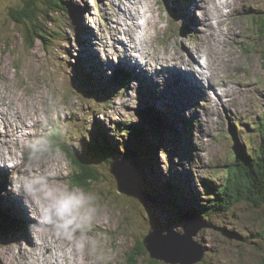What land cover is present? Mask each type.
<instances>
[{"label":"rangeland","instance_id":"374dc122","mask_svg":"<svg viewBox=\"0 0 264 264\" xmlns=\"http://www.w3.org/2000/svg\"><path fill=\"white\" fill-rule=\"evenodd\" d=\"M21 1L0 0V116L7 119L6 113L11 115L9 127L16 123V115L33 112L36 119L47 118L50 124L63 126L65 133L60 136L55 126L42 128L41 121L37 125L28 123L30 126L22 137H14L9 146L0 142V152L9 157L2 167L12 169L9 173L6 169L0 171V208L11 212L4 225L8 231L0 230V264L56 263L55 257L52 261L46 257L38 260L20 248L29 251L31 237L38 238L33 224L24 219L26 216L31 219L32 214L25 212L21 204H15L21 214L12 206L19 196L11 190V178L18 172L13 166L25 160L23 149L29 140L22 138L28 133L30 139L51 133V138L61 141L62 145L49 158L57 172L56 184L73 187L72 178L77 174L65 146L76 153L84 152L99 175V180L88 186L98 196V210L83 242L88 259L85 264L97 257L96 264H128L130 252L136 250L151 228L184 233L190 217L196 223L208 224L195 236L205 250L204 258L195 264H263L264 205L255 207L239 202L209 218L194 214L191 208L197 203L199 207L206 205L213 196L209 188L225 183L226 169L235 150L243 149L251 155L263 141L260 123H264V23L261 24L264 0H234L240 4L224 26H229L233 33L226 46L233 55L237 53V59L233 57L232 66L225 68L224 76L214 86L216 89L210 90V95L198 89L196 96L190 92L191 98L182 93L173 99L166 97L170 108L165 106L163 113L155 106L160 99L155 101L148 92L153 89V95L159 96L165 88L162 82L153 81L147 74L138 75L139 79L133 76L140 70V63L133 62L135 68L131 70L124 65L122 68L116 57H107L114 29L120 23L128 26L127 18L112 9L118 0H63L69 10L51 15L50 22L44 25L49 39L37 38L33 47L25 39L24 26L10 16ZM152 2L159 9L162 30L156 36L153 32L151 43H147L139 29L137 43L143 41L145 50L156 53L165 48L172 51L182 48L181 54L189 50L193 54L205 27L203 10L195 7V21H199L195 24L188 19V9L195 5L193 0ZM111 16L118 17L120 22L113 24ZM209 16V21L216 23L214 16ZM260 17L262 21L255 22ZM121 31L119 34L125 36ZM219 38L224 35L219 34ZM214 46L225 48L221 44ZM120 48L118 44L115 53ZM137 53L139 58L140 51ZM195 57L196 73L203 76L205 59ZM225 81L234 89L229 100L219 90ZM221 96L226 107L215 103ZM132 127L143 131L140 139H130ZM97 144L109 145L114 158L105 159L90 150L87 153L90 146ZM130 149L143 155L129 160L138 164L142 188L155 202L145 205L117 190L111 163L123 160L119 152ZM166 183L182 188L183 193L174 197ZM93 245L95 249L90 255ZM147 259H141L140 264H149ZM157 264L170 263L157 260Z\"/></svg>","mask_w":264,"mask_h":264},{"label":"bare ground","instance_id":"6f19581e","mask_svg":"<svg viewBox=\"0 0 264 264\" xmlns=\"http://www.w3.org/2000/svg\"><path fill=\"white\" fill-rule=\"evenodd\" d=\"M193 1L195 2V5L191 9H188L189 12L188 19L193 21L195 24L196 21L199 22L198 20L195 21V16H194L196 10L195 7H200L201 10H203V16L205 15L203 17L204 19L203 25H205V27L203 32L201 31L202 40L194 48L193 54L191 52L192 50L191 51L189 50L187 52L184 51V53L181 54L179 51L182 48L176 51H172L165 48L163 50L161 49L162 50L161 52L156 53L153 51L145 50V48L143 47L144 43L143 41L140 40V38H139L140 42L137 43V37H139L138 35L139 29H141L144 32V41L147 43H151L150 38L151 37L153 38L154 36L153 32L155 33L156 36V34L162 30L160 26L161 15L157 14V11L159 9H156L153 2L150 3V0H118L117 1L118 3H116L112 8L113 10H118L121 16L123 15L124 17L127 18L126 23L128 24V26L127 28H125L126 26H123L124 24L122 25V23H120L114 29V31L112 32L113 33L112 40H110L109 42L110 50L107 53V57H111V58L116 57V59L119 60L121 67L122 65H124L125 68H130L131 70L135 68L133 62L140 63L139 64L140 70H138V73L134 72L133 76L135 75L138 78V75L142 77V74L143 75L147 74V77L149 76L148 78H151L153 81L162 82L165 88H163L164 92L159 94V96L153 95L154 94L152 91L153 89L148 90L149 94L151 95V97L154 98V100L155 98L160 99V101L155 100L156 101L155 106H157L158 111L159 112L162 111V113L166 109L164 108L165 106L167 108H170L168 107L167 104L170 103V101L169 102L166 101V97L173 99L177 97L179 93H182L189 95V97L191 98L192 96L190 95V92L193 91V95L196 96L200 92L198 89H201L202 92L205 93V95H210V90L216 89V87L214 86H216L217 82H219V80L222 79L221 77L224 76L223 73H225V68L231 65L233 61V57L234 60L237 59L236 58L237 53L233 52L234 53L233 55L231 53V50L226 46L227 39H230L233 36V33L232 31L228 30L229 26L226 27L224 25H226L228 18L230 17L232 12L237 9L240 3L239 2L235 3L234 0H193ZM115 14L116 12L113 11L112 16H114ZM209 15L214 16L216 23H211L209 21V19L211 18ZM112 16L111 18H113V20L111 21L113 22V24L120 22L117 20L118 18L117 16H116L117 18H114ZM109 18H110V14H109ZM140 19H143L144 22L141 23ZM119 26H122V29H120ZM120 30H122L121 33L123 32L125 36L119 34ZM219 34H223L224 38L220 39ZM118 44H121V48L120 51L115 53ZM215 44L217 45L221 44L225 46V48L217 49V47L214 46ZM138 50L140 51L139 58L137 57ZM234 51H236V49H234ZM196 55L201 56L205 59L203 76H199V74L196 73V69L194 67L195 62L197 61V57H195ZM135 59H137L139 62ZM144 59H147L148 61L146 60L145 62H142ZM166 72H169V74L166 75L167 74ZM205 80L208 82V86L206 85L207 82ZM219 90L221 92L220 93L221 95L227 97V100L230 99V98L228 99L229 96H234L233 94L234 89L226 81L221 84V88ZM224 100L225 99L221 96L219 102H215V103L225 105L226 107V103L224 102ZM27 111L29 110L27 109ZM32 114L33 112H31L30 115H25L21 113L19 116L20 119L16 115L17 117L15 119L16 123L15 124L11 123V126L9 127L7 126V121H9L11 115L9 116V114L6 113L7 119L6 118L4 119L3 117L0 116V142H2L4 145L9 146L13 142L14 137H18V138L22 137L21 134L26 131V127L30 126L28 125V123L32 125H37L38 122L42 121V118L37 117L36 119L34 116H32ZM29 134L31 133H28L27 136L26 137L24 136L22 139L31 140L29 138ZM124 158H126L128 162H132L129 160L130 157H124ZM7 159H9V157L7 156L6 152H0V163L3 164L4 161H6ZM17 163L20 166L22 165L20 162ZM19 165L14 164L13 167L19 170ZM5 169L7 170L6 171L7 173L11 172L12 170L9 167L0 166L1 172H4ZM15 204H21L23 210L27 212L29 215L31 214L29 211V206L25 203L23 196L19 195L17 197L16 202L12 204L15 211L21 214L19 212V208H15ZM21 210L22 208H20V211ZM5 211H7L9 215H11V212L9 210L5 209ZM24 219L33 224L34 231L38 236L37 239L31 237L32 246L29 251L28 249L26 250L25 247L24 248L20 247L21 249H24V252H26L29 256H31L32 258H36L38 260H40L39 258L46 257L48 259H51V261L55 257L56 258L55 264H85V259H87V257H85V252L83 251L84 248H78L74 242L57 239V237L53 235L50 229L40 226L39 221L35 219L33 215L31 219L29 218V220L27 216ZM48 263L50 264V262Z\"/></svg>","mask_w":264,"mask_h":264},{"label":"trees","instance_id":"16d2710c","mask_svg":"<svg viewBox=\"0 0 264 264\" xmlns=\"http://www.w3.org/2000/svg\"><path fill=\"white\" fill-rule=\"evenodd\" d=\"M66 10H69V6L65 4L63 0H22L19 8L11 10L10 16L15 22L24 26L25 39L30 47H33L37 38H43L45 39L44 41L49 39L46 35L47 30L44 25L46 22H50L51 15L63 13ZM260 21H262V17L255 22ZM263 23L264 21L261 22L262 26ZM260 124L262 128L261 132L263 133V141L261 144L251 151V155H247L243 149L235 150L232 161L226 169L225 183L220 187H213L214 189L209 188L210 194L213 196L209 198L206 205H201L202 207H199L198 203L197 206H192L191 211L194 214L209 218L214 212L229 210L234 204L239 202H246L255 207L264 205V123ZM156 125L157 124L153 122L152 126L154 129H156ZM142 134L143 131L141 129L139 130L138 127H132L130 129L131 140L140 139ZM61 145L62 144H60V146ZM101 147L102 146L99 145L90 146L87 153L91 151L93 154H101V157L105 159L111 156L114 158V151H112L109 145L103 144V147ZM65 152L77 171V174L72 178L71 184L82 187L86 191H90L88 189L89 184L91 185V183L99 180V175L93 168V162H90V159L87 158L84 152L76 153L69 146H65ZM119 156L130 157L132 160L143 157V155L140 152H136L135 149L119 152ZM166 185L169 187L171 194H174V197L184 191L182 188L175 187L171 183H166ZM169 201L170 203L173 202L171 199ZM9 218L10 215L1 207V231H8V228L4 225H7L6 220ZM130 253L131 257L128 264H140L141 259L146 257H148L147 260L149 264H157L156 259L149 257V252L143 241H139L136 250ZM262 263L264 264V260H262Z\"/></svg>","mask_w":264,"mask_h":264},{"label":"clouds","instance_id":"9594fccd","mask_svg":"<svg viewBox=\"0 0 264 264\" xmlns=\"http://www.w3.org/2000/svg\"><path fill=\"white\" fill-rule=\"evenodd\" d=\"M51 126L58 127L60 136L64 135L63 126L50 124L47 118L42 119V128ZM60 143L51 138V133L37 134L27 141L23 149L25 160L11 178V190L23 196L40 226L50 229L57 239L74 242L82 248L98 210V196L79 186L55 183L57 172L49 158L59 149ZM94 249V245L89 249L90 255ZM96 259L99 258L91 259L89 264H96Z\"/></svg>","mask_w":264,"mask_h":264},{"label":"water","instance_id":"95a60500","mask_svg":"<svg viewBox=\"0 0 264 264\" xmlns=\"http://www.w3.org/2000/svg\"><path fill=\"white\" fill-rule=\"evenodd\" d=\"M110 172L117 181L119 192L140 199L145 205L155 202L142 188L141 172L136 162H128L126 158L113 161ZM207 225L206 222L196 223V220L190 217L184 226V233L173 230L165 233L151 228L143 238V243L151 258L170 264H195L204 258L205 253L195 236Z\"/></svg>","mask_w":264,"mask_h":264}]
</instances>
